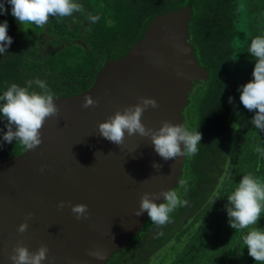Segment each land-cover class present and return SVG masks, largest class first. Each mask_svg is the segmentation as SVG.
I'll return each mask as SVG.
<instances>
[{
    "label": "water",
    "instance_id": "water-1",
    "mask_svg": "<svg viewBox=\"0 0 264 264\" xmlns=\"http://www.w3.org/2000/svg\"><path fill=\"white\" fill-rule=\"evenodd\" d=\"M192 14L187 5L157 15L124 56L105 64L90 89L54 97L60 115L45 120L43 142L35 151L0 161V264H12L8 257L18 241L30 252L47 245L52 264H109L149 218L147 211L133 214L140 196L177 186L186 156L164 161L150 138L127 133L118 146L99 135L98 124L145 97L159 104L144 112L146 127L159 129L162 121L185 125L188 92L209 77L190 42ZM85 96L99 105L82 108ZM153 163L162 167L157 170ZM60 201L66 204L62 210L57 209ZM69 202L86 204L89 219L77 220ZM165 202L163 197L155 201ZM28 213L33 219L19 234ZM95 249L105 252L104 260L87 254Z\"/></svg>",
    "mask_w": 264,
    "mask_h": 264
},
{
    "label": "trees",
    "instance_id": "trees-1",
    "mask_svg": "<svg viewBox=\"0 0 264 264\" xmlns=\"http://www.w3.org/2000/svg\"><path fill=\"white\" fill-rule=\"evenodd\" d=\"M242 1L74 0L83 6L82 12L63 18L50 16L47 24L41 27L30 23L20 25L11 14L12 5L7 0H0L6 9L4 14H0V23L7 21V32L13 40L6 52L0 54V96L12 84L27 87L30 81L37 79L47 83L54 97H69L88 90L105 64L124 56L144 36L148 24L157 15L190 5L193 11L189 20L190 42L200 66L209 74L207 79L197 82V127L203 141L207 127L216 126L215 141L222 147L233 131L232 117L241 86L253 79L255 60L248 53V46L253 38L264 36V0ZM246 1L249 3L247 9ZM89 15H98L100 19L92 23L87 18ZM246 16L250 33L243 44L242 59L237 60L236 53H240L241 49L236 40ZM42 41L47 45L46 49L39 48L38 43L42 44ZM30 91L39 93L41 90L33 83ZM193 95L188 92V104L183 109L189 131H193L189 119ZM257 111L245 113L244 131L245 140L251 147L250 153L256 150L255 153L259 154L264 147V132L250 122ZM6 125L7 120L0 116V161L19 156L26 150L15 140L12 143L3 142ZM188 162L190 156L183 172L186 181L172 189L181 199L189 202L188 206L170 213V222L163 226L152 223L148 218L144 225L147 229L134 236L124 250L115 253L110 264H141L156 250L151 254L148 248H159L166 239L172 242L170 253L173 251L168 264H210L213 258H210L211 251L207 248L215 244L210 241L212 233L218 234L215 237L229 247V255L213 260V264L240 258L235 254L239 251L244 229L235 230L229 226L227 211L220 203L209 202L212 197L204 181L208 182L204 172L194 179ZM150 234L154 237L151 242L148 240ZM244 259L243 264H261L248 252Z\"/></svg>",
    "mask_w": 264,
    "mask_h": 264
},
{
    "label": "clouds",
    "instance_id": "clouds-1",
    "mask_svg": "<svg viewBox=\"0 0 264 264\" xmlns=\"http://www.w3.org/2000/svg\"><path fill=\"white\" fill-rule=\"evenodd\" d=\"M7 3L12 5L11 14L20 25L30 23L42 27L47 24L50 16L70 17L74 12L83 11V6L74 0H7ZM5 12L4 4L0 3V14ZM87 18L92 23L100 19L98 15H89ZM7 30V21L0 23V54H4L13 42ZM248 53L255 60L253 79L241 86L240 102L249 111L258 110L250 122L256 129L264 132V36L251 40ZM177 75L181 73L177 72ZM33 83L40 88L39 93L30 91ZM54 96L47 83L39 79L30 81L27 87L12 84L0 96V101H3L0 104V116L7 120V132L3 135V142L12 143L15 140L26 150L35 151L43 142L41 129L45 120L60 115V109L54 103ZM229 102H232L231 97ZM98 105V99L85 96L81 107L87 109ZM158 107L159 104L155 99L139 97L137 104L125 107L122 111L117 110L106 121L99 123L98 133L118 146L123 145L126 133L128 136L139 135L150 138L154 150L164 161L197 154L202 139V133L199 131H189L184 124H173L169 121H162L161 127L155 130L142 123L144 112ZM181 142L184 145L183 150ZM44 167H41V172L44 171ZM161 167V164L153 163V168L159 170ZM161 197L166 202L155 203ZM227 199L229 226L235 230H247L243 238V246L247 247L248 254L256 262L264 264V229L257 226L264 211V184L246 175ZM188 203L174 190L145 192L140 196L139 208L133 214L139 217L147 211L152 223L163 226L170 222V213L179 207L188 206ZM65 206V202L60 201L57 209L62 210ZM67 206L77 220L89 219L90 213L86 204L72 205L69 202ZM33 215V213L26 215L24 222L17 228L19 234L28 230V221L33 219ZM49 251L47 245H41L36 251L30 252L22 241H18L8 259L12 264H43L45 260H49ZM87 254L97 260H104L106 255L101 249L88 250ZM54 259L51 258L49 264H52Z\"/></svg>",
    "mask_w": 264,
    "mask_h": 264
},
{
    "label": "flooded vegetation",
    "instance_id": "flooded-vegetation-1",
    "mask_svg": "<svg viewBox=\"0 0 264 264\" xmlns=\"http://www.w3.org/2000/svg\"><path fill=\"white\" fill-rule=\"evenodd\" d=\"M245 20L248 21L247 16ZM247 32L248 34L250 33L249 26L247 28ZM243 48H244L243 46L240 48L241 49L240 53H236L237 60L242 59ZM235 69L236 72H238L236 67ZM197 82L199 81H196L193 84L192 89L189 91L191 92V94H194L193 97L191 96L192 112L189 116V119L192 123L193 131L195 130L198 131L197 124H199L198 123L199 116L197 113V111H199V104H197V100H196L197 97L195 93L198 90ZM235 110L236 112L232 117L233 131L230 137L226 138L225 144L222 147H220L219 142L215 141V139L217 138L216 135L217 131L215 129L217 127L214 125H209L207 127L208 130L206 129L207 135L205 139L203 141H200V145H198L197 154L186 155V159L183 166V172H184L187 166L186 160L188 156H190V162H188V168L190 170L191 176H194V179H197V175L201 174L200 172H204V175L206 176L208 182H206L205 179L204 181L208 186V191L212 197L209 200V202L217 203V204L220 203L221 206L223 207V210H226V206L229 205V201L227 197L238 187V183L240 182L242 177L246 175H250L255 179H257L258 182L264 184V147L261 148L263 150L259 154L255 153L256 150L250 153L251 147L245 140V131H244V124H245L244 115L245 113H248L249 110L244 108L243 104L240 102V95H238V101L236 103ZM185 114L186 111H183L182 115L184 117L185 126H186L187 117L185 116ZM260 156H262V158ZM185 181L186 180L184 179L182 173V175L180 176V182L177 184L176 188L179 187L181 183ZM177 191L180 193V188H178ZM257 226L261 229H264V211H262L261 213V218L258 221ZM246 234H247V230L244 229L241 242L238 246L239 251L235 254L236 257L240 255V258H238L235 261L232 260L231 262H225L223 264H238L237 261L240 262V264L245 263L244 258L248 252V249L246 246H243L242 242ZM216 235L218 236V234L216 233L211 234L210 241L213 240L215 244L213 245L212 248H207V249L211 251V255H210L211 259L213 258V260H220L222 259L223 256L229 255L228 254L229 247H227L226 243L225 245L221 243V240H219L218 237H215ZM153 238H154L153 235L150 234L148 240L151 242V240L153 241ZM156 243L157 245H160L159 241H157ZM171 244L172 242H170V239H166L165 242L163 243V246L160 245L161 247L159 246V248L157 246L148 248L151 254L153 253L155 248L156 250L152 255H148L147 260L146 261L143 260L141 264H152L153 261L158 256H160L161 251L167 245H171ZM177 245L181 246L183 245V243L181 244L178 243ZM222 247H227V248L222 249ZM228 258L229 257H227V259ZM213 260H210V264L214 263ZM162 262H163V257H162Z\"/></svg>",
    "mask_w": 264,
    "mask_h": 264
},
{
    "label": "rangeland",
    "instance_id": "rangeland-1",
    "mask_svg": "<svg viewBox=\"0 0 264 264\" xmlns=\"http://www.w3.org/2000/svg\"><path fill=\"white\" fill-rule=\"evenodd\" d=\"M242 2H244V0ZM245 6H246V8H248V6H249L248 1L245 3ZM244 10H245V8H244ZM247 23H248V21L243 19L242 26L240 25L239 35H238V38L236 40V44H237L238 48H241L242 46H244L243 44H244V42H246V40H247V38L249 36L248 32H247V28H248ZM40 37L41 36H38V38H40ZM38 46L41 49H44V48L46 49V47H47V45L44 44L43 41H42V44L38 43ZM146 229H147V225L143 228V232ZM161 246H163V244ZM170 246L171 245H167L166 247L164 246L165 248L161 251L160 256H158L153 261L154 264H157L159 262H160L159 264H167L170 260H172L173 251H172V253H170L171 252V247ZM169 255H170L171 258L169 257ZM162 257H163V262H162ZM122 264H124V262H122Z\"/></svg>",
    "mask_w": 264,
    "mask_h": 264
}]
</instances>
